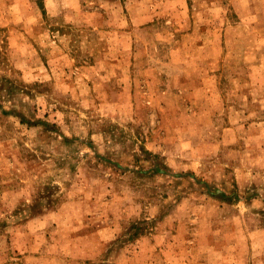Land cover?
Listing matches in <instances>:
<instances>
[{
    "label": "rangeland",
    "instance_id": "374dc122",
    "mask_svg": "<svg viewBox=\"0 0 264 264\" xmlns=\"http://www.w3.org/2000/svg\"><path fill=\"white\" fill-rule=\"evenodd\" d=\"M0 264H264V0H0Z\"/></svg>",
    "mask_w": 264,
    "mask_h": 264
}]
</instances>
